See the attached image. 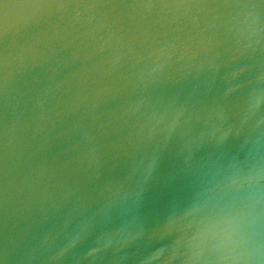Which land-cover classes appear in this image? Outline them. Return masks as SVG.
<instances>
[{
  "label": "water",
  "instance_id": "water-1",
  "mask_svg": "<svg viewBox=\"0 0 264 264\" xmlns=\"http://www.w3.org/2000/svg\"><path fill=\"white\" fill-rule=\"evenodd\" d=\"M0 264H264V0H0Z\"/></svg>",
  "mask_w": 264,
  "mask_h": 264
}]
</instances>
